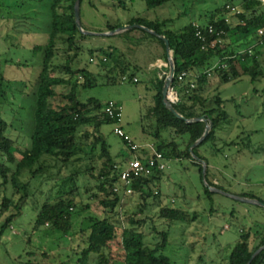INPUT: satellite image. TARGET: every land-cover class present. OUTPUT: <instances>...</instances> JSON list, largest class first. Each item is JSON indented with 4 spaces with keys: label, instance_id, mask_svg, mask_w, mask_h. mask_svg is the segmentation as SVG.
<instances>
[{
    "label": "trees",
    "instance_id": "obj_1",
    "mask_svg": "<svg viewBox=\"0 0 264 264\" xmlns=\"http://www.w3.org/2000/svg\"><path fill=\"white\" fill-rule=\"evenodd\" d=\"M143 1L147 10H150L176 0ZM26 2L38 3L35 7L39 8L42 14L38 15L35 12L36 18L41 19L42 15L46 18V41L42 45L32 47V55L38 56L39 60L36 77L29 87L26 80L10 81L4 77V71L0 72V191H5L9 184L13 193L20 190L26 193L28 183L22 184L19 178L25 174L30 177L47 175L54 194L40 206L34 228L43 227L50 234L68 235L71 241L76 236L75 215L88 214V217H83L79 222L78 236L84 245L77 260L79 264H171L169 258L163 254L169 242L168 228L175 223L195 222L197 215L195 213L189 215L182 207L173 206V199L163 194L160 183L165 171L153 170L149 175L141 176L132 182L131 195L123 194L118 185V173L128 159V147L122 140L124 153L120 159L112 157L110 147L100 132L103 123L116 122L103 112L108 102L81 98L82 91L96 86L97 78H103L104 84L107 85L118 84L128 78H134L140 70L139 67L130 66L125 61L122 51L107 48L89 51V62L95 64L96 71L88 70L80 58L84 36L75 24V0H26ZM232 2L228 0L221 7H217L205 17L206 23L198 24L204 36L203 42L196 37L194 22H188L180 27H173L171 19L146 22L140 18H132L128 22L129 25L146 27L168 40L174 60L171 88L177 95L174 105L176 111L186 118L205 117L212 123L206 138L190 152V147L201 138L205 124L203 122L187 124L164 107L161 91L165 76L160 77L157 74L152 81H147L152 84L153 92L151 103L144 115L149 124L144 132L153 138L152 143L156 150L167 162L186 160L193 164L201 184L204 182L200 161L205 162V182L209 187L224 192L228 191L213 181L207 159H213L221 153L222 148L235 143L227 142V138L221 134L222 127L229 123V115L219 94L207 96L208 78L216 77L218 86L235 82L242 77L249 78L253 84L263 77L264 71L259 62L261 53L258 46L253 47V52L250 49L253 42L259 39L257 30L264 28V4L262 0H240L241 13L233 14L234 17L230 19L227 15L231 12L226 7H234ZM13 3L5 5L0 0L1 20L10 23L20 21V18L3 16L5 13L25 10L26 5L21 2ZM40 3H47V6L41 9ZM32 7L33 5L28 9ZM28 19L35 20V17H26L21 21ZM209 27L213 29L211 34L207 30ZM117 28L107 25L105 31L101 32ZM82 29L86 30L83 27ZM221 31L223 34L219 35ZM134 32L140 34V40L150 38L156 42L162 49L166 63L162 40L138 29L126 31L122 35L127 37ZM32 33L34 31L26 29L20 32L24 36ZM231 37L235 38L237 48L231 47L228 42ZM7 38L5 35L1 39L4 42ZM261 39L264 42V37ZM4 62L7 64L9 61ZM31 62V59L15 62L14 66L29 68ZM182 73H185V76L179 79ZM132 83L137 84L139 80ZM11 85H17L16 91L19 92L27 89L33 103L30 145L19 157H15L14 154L16 141L9 136L12 122L3 117L10 109V104L3 101L7 93H13L10 90ZM19 109L20 104L17 107L13 106L12 121ZM84 161H87L88 165L83 171L78 170L73 174L61 176L65 167ZM80 176L85 177L83 186L78 182ZM203 184L204 194L212 198L214 193ZM115 187H118L117 192L113 191ZM89 188H93L95 192L92 193ZM82 190L89 201L99 206L100 213H89L91 202L83 204ZM231 194L255 199L264 204V200L248 192ZM135 195L141 204L140 213L151 204L158 208L156 215L159 221L167 224L165 230L151 229L154 240L152 244L145 242V235L137 228L146 223L145 219L131 215L123 220L120 216L123 199ZM24 198L25 195L19 197L20 203L13 198H1L0 237L6 229L11 228L14 219L20 215ZM256 207L261 210L255 213L259 220L251 218L248 221L249 225L242 226L238 240L220 264H248L255 251L264 245V209ZM234 212L231 211V214ZM250 264H264V250Z\"/></svg>",
    "mask_w": 264,
    "mask_h": 264
},
{
    "label": "rangeland",
    "instance_id": "obj_2",
    "mask_svg": "<svg viewBox=\"0 0 264 264\" xmlns=\"http://www.w3.org/2000/svg\"><path fill=\"white\" fill-rule=\"evenodd\" d=\"M227 1L176 0L163 7L147 10L143 0H82L80 23L85 31L92 33H103L101 31L105 30L107 25L118 28L128 26L132 18H140L146 22L171 19L173 27H180L188 22L198 25L206 23L205 17ZM232 1L234 7L241 12L240 0ZM13 2L18 4L21 2L26 6L25 10L14 9L18 11L3 15L20 18V21L10 23L0 19V72L4 71V77L10 81L26 80L29 87L36 77L39 60L38 56L32 55V47L42 45L46 41V18L43 15L40 16L41 19L36 18L35 12L38 15L42 14L39 12L40 9L35 7L38 3H27L26 0H1L5 5ZM32 5L33 7L28 9ZM39 6L41 9L45 8L47 3ZM30 16L35 17V20L21 21ZM227 17L231 19L234 16L229 13ZM24 29L34 33L24 36L20 34ZM123 33L105 37L83 35L80 54L86 68L96 71L95 64L89 62V51L115 48L124 53L125 61L130 66H138L140 69L135 75L139 80L137 84L128 78L124 82L107 85L104 84L103 78H97L96 86L81 92L82 99L113 101L121 107L119 123H103L100 127V132L110 147V153L116 160L124 153L123 139L113 132L116 126H120L137 144L154 141L144 132L149 125L144 115L151 103L153 92L152 84L147 81H152L157 74L163 77L168 73L167 59L165 63L162 49L156 42L150 38L140 40V34L136 32L127 37L122 35ZM5 35L8 38L3 42L1 38ZM234 41V37L228 39L231 47L237 48ZM254 46H258L260 50L259 62L264 67V42L260 38L254 41L250 46L252 52ZM30 59L32 62L29 63V68L14 66L15 62ZM5 60L9 62L6 64ZM208 85L207 96L219 94L229 115V123L222 127L221 134L227 138V142L235 143L222 148L221 153L213 159H207L213 181L219 183L230 194L248 192L264 200V71L263 77L253 84L249 78L242 77L235 82L218 86L217 78L210 76ZM17 87L11 85L10 90L13 93H7L3 101L10 104L9 111L3 117L12 122L9 136L16 141L15 157H19L24 149L29 147L33 124V103L27 89L19 92L16 91ZM18 104L21 109L16 112L12 121L13 106L17 107ZM87 165V161L75 162L65 167L61 176L73 174L78 170L83 171ZM167 165L168 168L160 183L163 194L173 199L171 200L173 206H180L189 215L195 213L197 217L195 222L175 223L168 228L169 242L163 254L169 258L171 264L222 263L238 240L242 226L249 225L248 221L251 218L259 220L255 213L261 210L255 205L243 204L222 194L214 193L212 198H208L203 192V183L200 182L196 167L189 161H168ZM84 178L79 177L78 182L81 186L85 184ZM47 179V175L30 177L25 174L19 178V182L28 183L26 193L22 190L13 193L9 184L5 191H0V201L2 197H7L20 203L19 197L25 195L20 215L14 219L11 228L6 229L0 237V264H79L77 260L84 248L78 236L79 222L83 217H88V214L75 215L76 236L71 241L68 235L50 234L43 227L34 228L40 206L54 194L52 184ZM89 190L95 192L93 188ZM81 199L83 204L91 202L84 194V190L81 192ZM139 205L141 204L136 195L123 199L120 216L123 220L131 215L145 219L144 225L136 226L145 235V242L152 244L154 240L151 229L165 230L167 224L157 218L158 208L150 204L142 210L143 213H140ZM233 210L235 212L231 214ZM75 211L76 209L73 212ZM89 211L98 214L101 209L91 202ZM1 222L2 219L0 224Z\"/></svg>",
    "mask_w": 264,
    "mask_h": 264
},
{
    "label": "built area",
    "instance_id": "obj_3",
    "mask_svg": "<svg viewBox=\"0 0 264 264\" xmlns=\"http://www.w3.org/2000/svg\"><path fill=\"white\" fill-rule=\"evenodd\" d=\"M264 4V1H262ZM230 10L231 14H240V10L236 7H226ZM194 28H196V37L200 39L202 42L204 41V36L202 30L199 28L197 24H193ZM208 33H212L213 29L209 27ZM219 35H222L223 32H219ZM257 37H264V28H259L257 30ZM220 42V41H219ZM92 61V60H91ZM185 73H182L179 79L183 78ZM132 82H136L137 79L134 77L131 79ZM169 100L175 105L177 101L176 92H174L171 88V91L168 95ZM104 114H106L109 118L116 120L117 123L120 122L121 119V107L113 101H109L106 106L103 108ZM114 134L119 138L123 139L126 143V146L129 150V156L127 161L121 167L118 173V185L123 191L125 195H131V185L132 182L141 176L149 175L153 170L156 171H166L168 168L167 160L162 156L160 152H158L153 143H144L137 144L133 140H131L125 132L122 130L120 126H116L113 130ZM114 192L118 191V187L113 189Z\"/></svg>",
    "mask_w": 264,
    "mask_h": 264
},
{
    "label": "water",
    "instance_id": "obj_4",
    "mask_svg": "<svg viewBox=\"0 0 264 264\" xmlns=\"http://www.w3.org/2000/svg\"><path fill=\"white\" fill-rule=\"evenodd\" d=\"M80 2L81 0H75L74 3V17H75V24L76 27L78 29V31L84 35V36H100V37H105V36H113V35H117V34H121L123 32L132 30V29H138L141 31H144L146 33H149L151 35H154L156 37H158L160 40H162V42L164 43L165 46V53H166V59H167V64H168V73L165 76L164 79V83L162 86V104L164 105V107L170 112L172 113L175 117H177L178 119L184 120L185 123L189 124V123H194V122H203L205 124V129L204 132L201 136L200 139H198L191 147H190V152L192 151L193 148H195L196 146H198L205 138L206 136L209 134L211 128H212V123L210 121H208L205 117H191V118H186L184 116H182L181 114H179L175 107L174 104L169 100L168 95L169 92L171 91V85L173 82V77H174V60L172 57V53L170 51V47H169V42L168 40L163 37V36H159L157 35L154 31L147 29L146 27L140 26V25H128L125 27H121V28H117L113 31H109V32H103V33H92V32H88L82 29L81 27V23H80ZM194 159H196L197 161H199L196 157L193 156ZM201 165H202V180L204 182V185L213 193H217V194H222L225 195L237 202L240 203H245V204H251V205H255L258 207H261L264 209V204L259 202L258 200L255 199H248V198H243V197H239V196H235V195H231L228 194L222 190L216 189V188H212L209 187L208 184L205 182V174H206V164L203 161H200ZM264 250V245L261 246L260 248H258L255 253L253 254V256L251 257L250 261L248 262V264H250V262L260 253Z\"/></svg>",
    "mask_w": 264,
    "mask_h": 264
},
{
    "label": "crops",
    "instance_id": "obj_5",
    "mask_svg": "<svg viewBox=\"0 0 264 264\" xmlns=\"http://www.w3.org/2000/svg\"><path fill=\"white\" fill-rule=\"evenodd\" d=\"M103 31H105V30H103ZM131 139V138H130Z\"/></svg>",
    "mask_w": 264,
    "mask_h": 264
}]
</instances>
